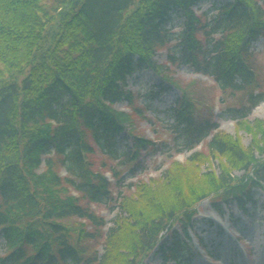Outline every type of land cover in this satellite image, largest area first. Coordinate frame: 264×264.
I'll return each instance as SVG.
<instances>
[{"label":"trees","instance_id":"obj_1","mask_svg":"<svg viewBox=\"0 0 264 264\" xmlns=\"http://www.w3.org/2000/svg\"><path fill=\"white\" fill-rule=\"evenodd\" d=\"M214 1L0 0V239L6 248L0 264H141L159 234L189 218L201 201L217 205L235 197L243 209L242 199L253 201L255 188L264 192V124L248 121L264 101L250 54L251 46L264 39V0H233L220 8L214 3V15L195 14L196 6ZM182 19L181 31L175 32ZM175 41L172 64L213 77L223 92L241 94L239 108H230L228 118L254 136L252 143L246 147L240 139L216 133L206 146L208 155L199 152L185 164L174 163L160 179L138 185L134 196H123L119 174L114 173L112 185L93 169L87 155L97 153L90 142L111 160L135 163L132 175L142 168L145 154L159 151L133 128L123 138L132 145L119 148L124 126L134 123L113 107L134 103L125 87L143 71L152 70L181 89L164 74L168 67L154 60L157 49ZM167 90L160 88L150 98ZM175 106V139L185 151L219 129L211 111L204 113L188 91ZM134 109L142 118L144 112ZM53 152L77 180L59 177L50 158L38 173ZM213 159L220 174L196 175ZM235 172L243 176L236 180ZM115 187L119 198L113 196ZM92 204L120 211L103 256L93 247L106 223ZM71 218L87 220L91 231ZM163 254L176 264L192 259L182 240Z\"/></svg>","mask_w":264,"mask_h":264},{"label":"rangeland","instance_id":"obj_2","mask_svg":"<svg viewBox=\"0 0 264 264\" xmlns=\"http://www.w3.org/2000/svg\"><path fill=\"white\" fill-rule=\"evenodd\" d=\"M233 0H215L214 2H209L203 4L201 7H195L198 11V15L203 14V12L208 11L209 15H214L217 7L225 5V3L232 2ZM215 3L216 8L213 6ZM205 18L204 20H206ZM182 20L176 22L175 27L179 28L181 26ZM181 31V29H179ZM197 38L205 42L202 34H198ZM201 41V42H202ZM178 44L177 41L172 42V44L167 45L163 48L157 49V53L154 57L155 62L162 66H167L168 70L164 71L172 79H177L182 85V89L191 94L195 101L201 103L202 111L208 113L212 111L215 115V120L218 121L221 126L220 130L227 134L228 136H233L236 139H240L243 145L249 147L253 140V135L249 134L246 130L240 129L231 119L228 118V110L230 108H239L242 96L240 93H233L231 90L223 92L220 85L215 84L212 81L204 80L203 78L196 75L192 69L186 65L171 64L170 56L178 50L175 46ZM175 47V48H174ZM251 66L255 69L260 80H262V91L264 92V39L261 38L258 42L251 46ZM163 78L156 74L154 71H143L140 72L135 78L130 79L125 88L127 92H132L135 101L133 104L128 105L126 102L121 103L117 109H123L126 112L131 111V107L139 108L144 112V117L138 119L136 113L133 111L132 118L134 119L135 133L146 137L149 140L155 141L156 144H164L159 148V151H155L149 154H145L144 161L142 163V169L140 168L136 175L138 178L133 179L134 176L129 174L132 165L130 163H118V161L111 160L103 155L101 151L98 150V146L95 143H91L92 150L96 151V156L94 157V167L96 171L98 167L104 162L106 167L100 168V171L106 173V175L111 178L108 173L109 170H114L119 174L120 178H125L124 184L129 185L134 182H145L148 179H160L166 173L168 163H170L173 158L179 160L182 163H186L192 153L185 151L181 146V140L174 139L176 129L174 128V120L172 119V110L175 108L176 100L180 99V92L176 90H167L161 92L159 97L152 98V93L159 92ZM164 87H166L164 85ZM151 97V98H150ZM131 113V112H130ZM252 116L249 122L254 123L260 121L264 124V101L252 112ZM133 126V125H132ZM125 130V131H124ZM122 134L118 137L120 143L119 148H125L127 145H132L133 141L124 140L126 136L129 125H125ZM257 136V132L255 134ZM201 150L200 147L197 151ZM181 153V154H179ZM203 153L208 155V149L205 148ZM258 158H262L258 153H256ZM53 161V166L55 171L58 172L59 177L65 179L66 177V167L62 164V158L56 155L54 152L48 155ZM46 159L43 163V168L41 171L45 170ZM219 161L213 159L210 163L202 164L200 171H196V175L208 174L212 170H215L220 174ZM39 173V172H38ZM234 176L239 180L243 176V172H235ZM65 186H67L66 183ZM159 187V186H158ZM160 189V188H159ZM158 189V190H159ZM254 199L245 205L244 209L238 210L236 202H229L227 204V212L224 216L219 226L210 225L204 220L202 214H207L212 210V203L209 200L201 202L196 210L201 211V216L194 218V223L192 227V239L196 245V250L192 252V259L185 264H264V192L258 188L254 189ZM118 192L116 189L115 195ZM134 189L129 192V190L124 189L125 195H133ZM86 204V201H82ZM223 206V203L220 204ZM106 208L104 206L92 205L94 212L100 217L106 220V227L104 234L100 239L95 240L94 247L99 255L105 254V238L107 237V231L115 227V222L117 215H119V209H114L111 206ZM232 215V216H231ZM126 216V214H125ZM74 223H81L84 221L78 220L76 218H71ZM181 225V224H180ZM192 226V225H191ZM86 230L91 231L90 226L86 225ZM176 234L179 236L183 232L180 226L176 227ZM172 236V235H170ZM203 240L206 250L197 248L198 240ZM171 238L168 240L170 243ZM195 247V246H194ZM5 254L4 241L0 239V256ZM142 264H176L175 262H166L162 255L160 256H149L144 260Z\"/></svg>","mask_w":264,"mask_h":264}]
</instances>
